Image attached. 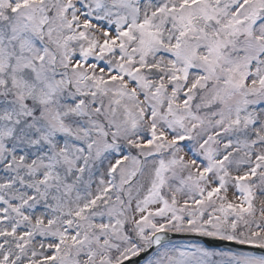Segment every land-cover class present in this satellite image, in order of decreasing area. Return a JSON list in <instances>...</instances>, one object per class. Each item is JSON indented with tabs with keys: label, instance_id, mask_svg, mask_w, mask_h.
<instances>
[{
	"label": "snow or ice",
	"instance_id": "1",
	"mask_svg": "<svg viewBox=\"0 0 264 264\" xmlns=\"http://www.w3.org/2000/svg\"><path fill=\"white\" fill-rule=\"evenodd\" d=\"M0 264H264V0H0Z\"/></svg>",
	"mask_w": 264,
	"mask_h": 264
}]
</instances>
